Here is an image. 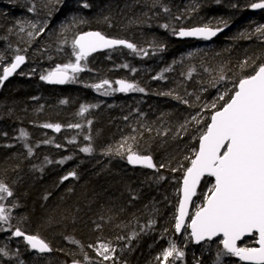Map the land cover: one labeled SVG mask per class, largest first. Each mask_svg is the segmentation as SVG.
<instances>
[{"label":"trees","instance_id":"obj_1","mask_svg":"<svg viewBox=\"0 0 264 264\" xmlns=\"http://www.w3.org/2000/svg\"><path fill=\"white\" fill-rule=\"evenodd\" d=\"M256 2L0 0V76L17 55L27 59L0 87V182L13 193L0 200L9 217L0 220V264H108L94 253L99 244L123 251L126 264H154L169 242L184 256L168 264H239L229 255L217 260L220 240L194 247L188 231L178 237L175 223L185 170L215 112L206 105H223L218 96L264 64V32L257 31L264 13H250ZM31 21L47 27L29 35L24 27ZM199 27L226 33L181 60L203 45L180 43L177 32ZM90 31L132 43L136 51L87 58L84 71L69 72L75 79L64 89L46 87L41 76L75 63L72 41ZM105 80L110 86L95 87ZM119 80L144 91L120 92ZM84 106L88 111L81 114ZM45 124H59L60 131ZM85 147L92 152L81 151ZM129 147L151 156L156 167L131 168ZM213 183L203 181L193 214ZM17 229L52 251L32 254L14 238ZM240 247H256V237Z\"/></svg>","mask_w":264,"mask_h":264},{"label":"snow or ice","instance_id":"obj_2","mask_svg":"<svg viewBox=\"0 0 264 264\" xmlns=\"http://www.w3.org/2000/svg\"><path fill=\"white\" fill-rule=\"evenodd\" d=\"M84 7H88L87 4ZM253 9H264V0L253 3ZM35 28V25H32ZM167 27V26H165ZM23 30V29H22ZM221 29L212 30L209 27L194 28L190 31H181V37H201L211 39ZM264 32V28H258ZM29 35H32L30 32ZM117 45L136 51L135 45L123 40L108 39L99 31L87 32L79 35L72 41L75 63L63 67L57 66L54 71L42 75L41 79L50 84H63L74 80V75L84 71L81 61L101 49L112 48ZM25 62L24 55H17L15 62L4 68L0 76V86L16 69ZM247 61H245V65ZM243 70V66H242ZM226 77L221 72L219 80ZM118 91H140L136 85L124 80L117 81ZM109 85L107 80L95 85L97 89ZM110 86V85H109ZM234 91L225 90L218 96L223 105L217 106L216 102L206 105L215 109L211 122L199 137V150L191 159V167L185 170L183 179V199L179 205V215L176 219L175 230L180 232L185 226L188 217V207L192 197L196 195L197 186L204 176L214 177L215 182L209 189L203 205L198 207L191 218L188 227L196 243L222 237L223 252L217 253V260L221 256L231 255L238 257L246 264H264V64L257 66L256 70L241 77L234 82ZM225 96L228 99H225ZM179 99V97H177ZM186 102V101H185ZM88 111V106L81 109V114ZM197 123L199 118L193 117ZM46 128L60 131L59 124H45ZM79 128L81 125H71ZM22 135H27L22 133ZM90 139V137H89ZM126 143V141H125ZM59 147V145H57ZM124 145L117 149V154L122 155ZM31 148L29 152L31 153ZM81 151L91 153V147L82 148ZM127 160L130 164H140L147 168H155L151 156L139 155L129 147L126 149ZM62 163V161H61ZM75 177L76 173H70ZM64 179H68L65 176ZM12 196V191L3 182H0V200ZM9 217L3 206H0V220L7 223ZM258 234L259 247H240L238 241L245 236ZM15 236L24 237L32 249L41 253L50 252L52 249L43 239L35 235H27L21 230L15 231ZM99 252L105 260L111 259L108 255L109 245L101 244ZM6 254V253H5ZM184 253L173 243L162 253L163 264H168L170 257L183 258ZM160 257H158L159 259Z\"/></svg>","mask_w":264,"mask_h":264},{"label":"water","instance_id":"obj_3","mask_svg":"<svg viewBox=\"0 0 264 264\" xmlns=\"http://www.w3.org/2000/svg\"><path fill=\"white\" fill-rule=\"evenodd\" d=\"M250 13L251 14H259V13H264V9H253L251 7L250 9ZM192 29H189V30H180L177 32L176 36H175V40L180 42V43H184V42H189V43H206V44H211L213 43L215 40H217L219 37H221L223 34L226 33V30L225 29H221L220 31L217 32V34L215 36H213L211 39H203L201 37H195V36H192V37H181L179 35V33L181 31H190ZM212 30H215V29H212ZM82 35V34H81ZM78 37V36H77ZM76 37V38H77ZM119 50H123V51H131L132 49H129L127 47H125L124 45H117V46H114L112 48H106V49H101V50H98L96 52H93L91 55H89L87 58H93V57H96V56H101V55H107L108 53H112V52H116V51H119ZM15 62V59L12 61V63ZM27 65V59L25 58V62L23 64H21L17 69L16 71L11 75L9 76V78L5 81H3V84L2 86H0L1 88H3L4 86H6L11 80H13L15 77H17L21 71L26 67ZM3 75V72L1 74V76ZM70 81V80H69ZM68 82L66 83H63V84H50L48 83L47 81L45 82L46 84V87L48 88H52V89H64L67 85H68ZM211 122V121H210ZM200 143V142H199ZM198 150H199V146H198ZM128 165L133 168V169H143V170H148V171H152L153 168H147V167H144L143 165H140V164H130L128 162ZM212 179L213 182H215V178L214 177H209V176H204L201 178L200 180V183L199 185L197 186V189H196V195H197V192L198 190L200 189L203 181L205 179ZM182 189H183V181L181 183V190H180V202L181 200L183 199V192H182ZM196 195L192 197V201H191V204L189 205L188 207V217L186 218L185 220V226L184 228L181 229L180 232H177L176 230V235L178 237H180L185 229L187 228V231L189 233V237H190V240H191V243L194 247H201L202 245H205V244H210V243H213L217 240H220L222 239V237H215L214 239L212 240H204V241H201L200 243H196L195 242V239L191 236V228L187 227V223L189 221V218H190V213L192 211V205L194 203V200L196 198ZM180 202H179V205H180ZM179 215V206H178V210H177V214H176V219ZM15 239L17 240H20L23 242V244L29 249V251L36 255V256H46L48 255L50 252H44V253H41L39 252L38 250H35V249H32L31 246L28 244V242L26 241V239L24 237H17L15 236V234L13 235ZM26 236V235H25ZM252 237H256V241L258 240V234H254L253 236H245L242 240L238 241V246H240L245 240H248V239H251ZM256 247H259L258 243H256ZM222 249H223V244H222ZM230 257L234 258V260L239 263V264H246V262L244 261H241L238 257H235V256H231L229 255Z\"/></svg>","mask_w":264,"mask_h":264},{"label":"rangeland","instance_id":"obj_4","mask_svg":"<svg viewBox=\"0 0 264 264\" xmlns=\"http://www.w3.org/2000/svg\"><path fill=\"white\" fill-rule=\"evenodd\" d=\"M193 1V0H192ZM191 3L192 2H188V4H187V6L188 7H190L191 6ZM32 25H35V28H33L32 27ZM47 27V23H44V22H34V21H31V22H28V23H26L25 24V30L26 31H29V32H31V33H41L45 28ZM202 45L203 46H201V45H199V46H196L195 47V49L193 50V51H191V52H188L187 54H185V55H183L182 57H181V60H188V59H190L192 56H194V55H196V54H198V53H201V52H203V51H205V50H208L210 47L209 46H205V45H208V44H206V43H202ZM12 63V62H11ZM3 71V70H2ZM2 71H1V73H2ZM1 206V205H0ZM3 207H4V205H3ZM195 214V213H194ZM194 214L192 213V211H191V213H190V218H189V221H188V223H187V227H188V224L190 223V221H191V218L194 216ZM149 223L147 224V231H150V230H152V228H153V223H152V220L150 219L149 221H148ZM185 232H187V228L185 229V231H184V233ZM183 233V234H184ZM138 234V233H137ZM189 234V233H188ZM13 235V234H12ZM136 235V234H135ZM134 239H136V236H133L132 238H131V240H134ZM174 242H169V245H168V248L173 244ZM101 244H99V245H97V247L94 249V253H95V255L97 256V258L98 259H100L103 263H108V264H126L125 263V261H122L121 259H122V257H123V255H124V252L123 251H115V249L114 248H111V247H109L112 251H110L109 253H108V255H110L111 256V259H108V260H105L104 258H103V256H101L100 254H99V252L100 251H102L101 249H100V246ZM167 248V249H168ZM166 249V250H167ZM171 258L172 257H170L169 258V260H171ZM169 260H168V262H169ZM154 264H163V260H162V255L160 256V258L159 259H156L155 260V262H154Z\"/></svg>","mask_w":264,"mask_h":264}]
</instances>
